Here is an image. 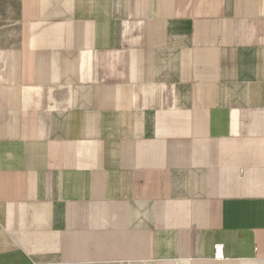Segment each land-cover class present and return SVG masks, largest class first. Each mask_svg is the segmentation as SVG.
Segmentation results:
<instances>
[{
  "label": "crops",
  "instance_id": "0c3cea01",
  "mask_svg": "<svg viewBox=\"0 0 264 264\" xmlns=\"http://www.w3.org/2000/svg\"><path fill=\"white\" fill-rule=\"evenodd\" d=\"M15 10L0 264H264V0Z\"/></svg>",
  "mask_w": 264,
  "mask_h": 264
},
{
  "label": "rangeland",
  "instance_id": "374dc122",
  "mask_svg": "<svg viewBox=\"0 0 264 264\" xmlns=\"http://www.w3.org/2000/svg\"><path fill=\"white\" fill-rule=\"evenodd\" d=\"M17 3L18 0H0V43L8 41L7 32L9 30L12 28H16V30H18V16L15 13ZM14 20L17 21L14 23Z\"/></svg>",
  "mask_w": 264,
  "mask_h": 264
},
{
  "label": "built area",
  "instance_id": "2783aa9c",
  "mask_svg": "<svg viewBox=\"0 0 264 264\" xmlns=\"http://www.w3.org/2000/svg\"><path fill=\"white\" fill-rule=\"evenodd\" d=\"M223 244L218 243L215 245V258L222 259L224 258Z\"/></svg>",
  "mask_w": 264,
  "mask_h": 264
},
{
  "label": "bare ground",
  "instance_id": "6f19581e",
  "mask_svg": "<svg viewBox=\"0 0 264 264\" xmlns=\"http://www.w3.org/2000/svg\"><path fill=\"white\" fill-rule=\"evenodd\" d=\"M9 18V17H8ZM11 18V17H10ZM13 19V18H12ZM10 21H12V20H10ZM17 20H14V23L16 22ZM16 32H17V30H16V28H12L11 30H9L7 33V38H10V37H13V36H15V34H16Z\"/></svg>",
  "mask_w": 264,
  "mask_h": 264
}]
</instances>
